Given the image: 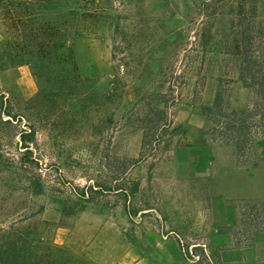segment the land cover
Instances as JSON below:
<instances>
[{"label":"rangeland","instance_id":"obj_1","mask_svg":"<svg viewBox=\"0 0 264 264\" xmlns=\"http://www.w3.org/2000/svg\"><path fill=\"white\" fill-rule=\"evenodd\" d=\"M75 9V78L0 70V240L91 264H264V0ZM240 113L243 148L224 125Z\"/></svg>","mask_w":264,"mask_h":264},{"label":"trees","instance_id":"obj_2","mask_svg":"<svg viewBox=\"0 0 264 264\" xmlns=\"http://www.w3.org/2000/svg\"><path fill=\"white\" fill-rule=\"evenodd\" d=\"M79 1L0 0V17L7 29L0 44V70L32 65L39 81L48 85H56L62 78H75L78 69L72 43L80 36L82 16L75 9ZM89 15L86 17L94 14ZM247 60V64L238 69L243 81L259 77L255 63ZM224 107L223 95L218 94L214 105L209 108L212 117L232 115L226 113ZM240 114L238 122L225 119L224 125L226 132L234 133L241 140L237 143L239 148H243L250 138H247V132L240 136L235 134L239 124L243 127L247 123V115ZM3 238L0 240V264H91L56 246H34L14 232L5 234Z\"/></svg>","mask_w":264,"mask_h":264}]
</instances>
